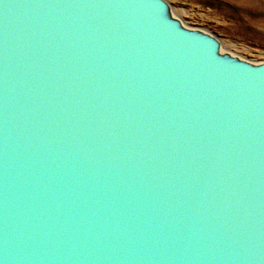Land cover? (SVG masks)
<instances>
[{
  "label": "water",
  "instance_id": "obj_1",
  "mask_svg": "<svg viewBox=\"0 0 264 264\" xmlns=\"http://www.w3.org/2000/svg\"><path fill=\"white\" fill-rule=\"evenodd\" d=\"M0 264H264V61L168 0H0Z\"/></svg>",
  "mask_w": 264,
  "mask_h": 264
},
{
  "label": "rangeland",
  "instance_id": "obj_2",
  "mask_svg": "<svg viewBox=\"0 0 264 264\" xmlns=\"http://www.w3.org/2000/svg\"><path fill=\"white\" fill-rule=\"evenodd\" d=\"M188 25L219 37L227 51L264 61V0H168Z\"/></svg>",
  "mask_w": 264,
  "mask_h": 264
}]
</instances>
